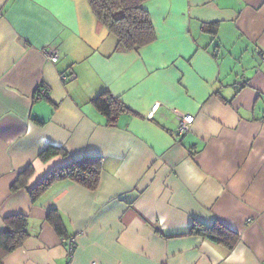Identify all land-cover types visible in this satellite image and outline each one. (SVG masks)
<instances>
[{
	"label": "crops",
	"instance_id": "obj_1",
	"mask_svg": "<svg viewBox=\"0 0 264 264\" xmlns=\"http://www.w3.org/2000/svg\"><path fill=\"white\" fill-rule=\"evenodd\" d=\"M143 8L157 38L128 51L88 0H0V234L28 218L0 264H264V0ZM103 91L130 110L113 125L92 103ZM177 113L195 117L183 136ZM81 158L101 161L97 190L61 181L32 202L28 189ZM50 210L77 238L71 257ZM194 224L223 226L234 247Z\"/></svg>",
	"mask_w": 264,
	"mask_h": 264
},
{
	"label": "trees",
	"instance_id": "obj_2",
	"mask_svg": "<svg viewBox=\"0 0 264 264\" xmlns=\"http://www.w3.org/2000/svg\"><path fill=\"white\" fill-rule=\"evenodd\" d=\"M147 0H88L94 16L118 39V45L128 51L139 50L155 42L157 35L154 25L147 11L143 8ZM40 92V90H39ZM95 108L103 114L110 125L117 122L119 116L130 110L116 99L109 91H103L92 100ZM61 153L58 148H49L40 156L48 158ZM34 173V166L28 167L20 173L12 189L27 188V181ZM102 178V163L96 158H81L57 168L45 176L34 188L28 189L34 204L41 201L49 189L57 182L73 181L85 188L95 191ZM48 222L62 237L66 236L60 214L50 210ZM6 229L0 234V262L23 246L28 237V218L25 215H12L5 219ZM192 233L205 234L216 243L224 244L229 249L234 247L237 236L223 226L215 229L201 224H194Z\"/></svg>",
	"mask_w": 264,
	"mask_h": 264
},
{
	"label": "built area",
	"instance_id": "obj_3",
	"mask_svg": "<svg viewBox=\"0 0 264 264\" xmlns=\"http://www.w3.org/2000/svg\"><path fill=\"white\" fill-rule=\"evenodd\" d=\"M47 59L52 62V63H57L59 60V54L58 51L55 49H47L45 51ZM262 60L264 62V54H262ZM70 79H73L74 76H70ZM67 77H63V80H67ZM46 94L45 89H41L40 92L38 93V98H42ZM177 119L179 122L177 133L179 136H183L186 133H188L195 121V117L192 114L189 113H177ZM63 243L68 249L69 256L71 257L76 246H77V238L76 237H68V238H63Z\"/></svg>",
	"mask_w": 264,
	"mask_h": 264
}]
</instances>
